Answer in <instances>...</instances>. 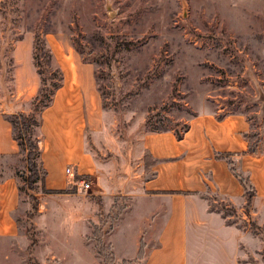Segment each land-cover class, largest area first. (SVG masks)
Returning a JSON list of instances; mask_svg holds the SVG:
<instances>
[{"label":"crops","instance_id":"1","mask_svg":"<svg viewBox=\"0 0 264 264\" xmlns=\"http://www.w3.org/2000/svg\"><path fill=\"white\" fill-rule=\"evenodd\" d=\"M29 32L11 44V99L8 109L0 106V255L2 243L14 241L21 232L17 170L23 169L25 156L13 137L9 115L30 112L40 87L34 34ZM43 38L51 64L61 74L50 103L39 112L38 163L45 173L43 187L53 191L45 195V210L51 202H83L73 208L77 222H34L36 237L51 257H74L70 264H101L90 235L92 224L106 222H87L92 216L84 194L69 192L85 178L91 182L88 193L101 197L100 206L107 212L118 205L129 209L123 215L128 218L134 209L142 210L136 223L120 220L105 233L117 259L130 264H254L250 253L259 244L264 256V147L259 143L256 152L248 151L250 125L243 113L200 110L190 117L181 138L173 129L142 131L135 142L119 149L122 162L113 159L106 192L97 159L87 148L88 135L103 128L106 115L93 64L63 34L46 32ZM134 166L143 176L131 171ZM60 203L58 210L66 211ZM217 205L232 208L236 221ZM248 223L255 224L256 234Z\"/></svg>","mask_w":264,"mask_h":264},{"label":"rangeland","instance_id":"2","mask_svg":"<svg viewBox=\"0 0 264 264\" xmlns=\"http://www.w3.org/2000/svg\"><path fill=\"white\" fill-rule=\"evenodd\" d=\"M0 14L1 108L8 109L11 99V44L24 30L42 36L61 33L93 64L106 115L103 128L88 135L87 148L97 159L98 177L106 192L113 159L122 162V146L135 142L146 130L181 133L191 116L207 108L220 114L243 113L250 125V142L259 140L264 147V0H0ZM43 54L44 49L37 51L41 61ZM40 69L46 84L56 80L52 64L43 61ZM34 117L39 120L38 109ZM37 130L32 126L31 137L38 146ZM20 152L25 156L23 169L17 170L21 232L14 241L2 243L0 264H70L74 257H51L48 246L36 237L34 222L43 226L77 222L73 208L83 202H51L50 211L45 210L47 193L39 182H31L26 150ZM131 171L142 174L138 166ZM69 192L84 194L85 209L92 216L87 222H106L92 224L90 235L100 263L130 264L111 255L105 233L120 220L135 222L142 210L134 209L124 218L127 208L117 205L107 212L100 206L101 197L75 188ZM59 203L67 210L59 211ZM216 207L236 221L232 208ZM248 224L256 234L255 224ZM52 246L58 247L57 242ZM250 257L254 264H264L262 245Z\"/></svg>","mask_w":264,"mask_h":264},{"label":"trees","instance_id":"3","mask_svg":"<svg viewBox=\"0 0 264 264\" xmlns=\"http://www.w3.org/2000/svg\"><path fill=\"white\" fill-rule=\"evenodd\" d=\"M23 32H25V30ZM23 32L16 38L20 39L22 37ZM33 34H34L33 60L37 68V72L41 79V85L38 89L37 94L31 101V106H32L31 111L29 113L19 112V113L14 114L13 119L10 118V122L12 125L13 137L17 141L19 151L26 150L27 170L32 175L31 182L32 183L39 182L40 187L44 192L52 193L53 191L47 190L43 187L42 183H43L45 173L40 168V165L38 163L39 148L36 142L37 139L35 137L32 138L31 134H32V126H36V127L39 126V120L37 121L35 119L34 113L37 112V109L40 112V110H42L44 107H46L50 103L55 89L58 88V86L60 85L61 74L58 69H55L54 77H56V80L53 83L46 84L45 82L46 80L42 78L43 71L40 69V64L43 63V61L47 62V65L51 64V52L49 48L46 46L43 36L38 31L33 32ZM41 49H44L43 58H41L42 61L39 60V56L37 55V51L39 52L41 51ZM187 126L188 125H186L185 129L187 128ZM181 133L176 132V135L178 138H181ZM247 137L249 140L248 151L250 153L256 152L259 146V140H257L254 143H251L249 133ZM142 249L143 248L141 245L139 255L142 253Z\"/></svg>","mask_w":264,"mask_h":264},{"label":"built area","instance_id":"4","mask_svg":"<svg viewBox=\"0 0 264 264\" xmlns=\"http://www.w3.org/2000/svg\"><path fill=\"white\" fill-rule=\"evenodd\" d=\"M74 188L77 190V191H89L91 189V183L86 180V179H82V180H79L77 181L75 184H74Z\"/></svg>","mask_w":264,"mask_h":264}]
</instances>
